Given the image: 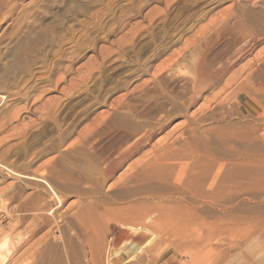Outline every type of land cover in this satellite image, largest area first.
Masks as SVG:
<instances>
[{"label": "rangeland", "instance_id": "1", "mask_svg": "<svg viewBox=\"0 0 264 264\" xmlns=\"http://www.w3.org/2000/svg\"><path fill=\"white\" fill-rule=\"evenodd\" d=\"M152 80L177 108L105 178ZM156 203L173 233L112 215ZM0 264H264V0H0Z\"/></svg>", "mask_w": 264, "mask_h": 264}, {"label": "bare ground", "instance_id": "2", "mask_svg": "<svg viewBox=\"0 0 264 264\" xmlns=\"http://www.w3.org/2000/svg\"><path fill=\"white\" fill-rule=\"evenodd\" d=\"M244 27V26H243ZM244 29V28H243ZM242 29V33H243V35H247L248 33L246 32V30L244 29L243 30ZM225 31H226V29H224L223 30V34L225 33ZM249 32V31H248ZM252 38V37H251ZM250 38H248L243 44L246 46L247 45V42H248V40H249ZM251 40V39H250ZM253 40V39H252ZM242 49V48H241ZM244 49V48H243ZM243 49H242V51H243ZM202 65V64H201ZM261 66V65H260ZM201 68V67H200ZM199 69V68H198ZM202 69V68H201ZM201 69L199 70V71H201ZM206 73H208V71L206 72ZM199 76H200V73L198 72L196 75H195V78H194V80L195 81H197V80H199ZM206 77V76H205ZM200 81V80H199ZM160 83H161V81H160ZM169 84H170V82H168ZM203 82H201V84H202ZM194 86V85H193ZM168 87V86H167ZM173 88H174V86H173ZM162 88H160V87H158V84H157V81L155 80L154 82H153V80L149 83V85L147 84V87L145 88V95H144V97H143V103H142V106L140 107V109H139V111H138V113L140 114V115H142V116H144V117H147V118H149L150 119V121H147L145 124H143V127L141 128V131H143L142 133H140V134H137V135H135L134 136V134H130V135H125L126 137H125V139H124V143H126V142H130V141H132L131 143H130V145L128 146V147H126V148H124V150L123 151H121V152H119V156H118V158H116V159H111L110 161H109V163H108V167H106V169H104V173H105V178H110V176L113 174V171H114V169L115 168H117V166H119L120 165V163H122V162H124L126 159H128L130 156H132L134 153H136V152H138V151H140L144 146H146L150 141H151V139L154 137V135L158 132V131H160V130H164V128H165V126H166V124L168 123V121L170 120V118H172V116H173V114H174V112H175V110H176V106H177V100H175V98L174 97H171V95L172 94H170L169 92H171L170 90L169 91H165V89L163 90H161ZM142 91V90H141ZM172 91H174V89H172ZM187 91V90H186ZM170 95V96H169ZM133 99H135V98H133ZM183 100V99H182ZM178 143V142H177ZM164 144V143H163ZM165 144H167V143H165ZM162 146V145H161ZM178 146V145H177ZM176 146V144H175V142H172V143H170L169 145H165V147H164V149H163V152L161 151L160 152V150H157L156 152H155V154H154V158H152L151 160H149L150 161V164L151 165H153V166H155V168L157 167V166H159V167H162V168H164L165 170H171V169H173V168H171V166H172V162L173 163H175V162H177V161H179L180 163H182L183 164V162H182V158H183V156L185 155V154H183V152H185V150H187L189 147L187 146V148L186 149H184V147H183V149L181 148L182 147V145H181V147H177ZM180 146V145H179ZM103 147H105V146H103ZM110 147V149L109 150H107V152H110V153H112V152H114L115 150L116 151H118V150H120V149H122L121 148V146H119V147H114V145L113 146H109ZM108 148V147H107ZM158 148V147H157ZM98 149V148H97ZM180 149V150H179ZM181 149L183 150L182 151V153L181 154H179L178 152L179 151H181ZM190 149V148H189ZM101 150V152H102V154H104L105 152H106V150H104V149H100ZM172 150H179L177 153H175L174 151H172ZM174 152V153H173ZM109 153V154H110ZM174 154H176V155H174ZM202 155V154H201ZM186 156V155H185ZM184 156V158L187 160V157H188V155H187V157H185ZM149 161H148V163H146V165H144L145 167H147L148 166V168L150 169L152 166L149 164ZM183 161H184V159H183ZM188 161H190V160H188ZM194 161V160H193ZM179 162H178V164H179ZM185 162V161H184ZM197 161L195 160V162L193 163V164H191L192 163V161H190V162H188L187 163V161L185 162V165H182V166H184V167H182V169L180 168V167H178L179 165H176L179 169V171L180 172H182V174L183 175H185V178H186V176L187 177H191L192 178V181H193V183L195 182V181H198L199 182V180L201 181V180H203L204 178H207V177H209V171H210V169L207 167V164L206 163H201V165L199 166L197 163H196ZM188 165H187V164ZM177 164V163H176ZM140 165V164H139ZM149 165L151 166V167H149ZM175 165V164H174ZM173 165V166H174ZM181 165V164H180ZM176 166H175V168H176ZM154 168V169H155ZM162 168L160 169V170H162ZM173 169L172 171H170V173H169V175L171 174V176L173 175V174H176V172H177V169ZM149 169H147L148 170V172H146V171H144V170H146V169H144L143 170V166H142V170L144 171V173L147 175H149V172L151 173V174H153L152 172L153 171H155L156 172V170L157 169H159L158 167H157V169L156 170H153L152 172L151 171H149ZM152 169V168H151ZM163 169V170H164ZM164 170V171H165ZM141 171V170H140ZM139 171V172H140ZM142 171V172H143ZM139 172H137V173H139ZM141 172V173H142ZM158 172V171H157ZM160 172V171H159ZM140 174V173H139ZM166 174H168L167 172H164V174L162 175L163 177H166L165 175ZM179 174V173H178ZM181 174V173H180ZM179 174V175H180ZM158 173H155V175H154V177H161V175H159ZM163 177H161V179L163 178ZM168 177V176H167ZM181 177V176H180ZM178 177L179 178V180L181 179V180H183L184 178L183 177ZM172 178H173V176H172ZM171 178V179H172ZM174 178H177V177H174ZM191 178H190V181H191ZM194 178H196V179H198V180H196V179H194ZM129 179H130V177H129ZM151 179H153V178H151ZM151 179H149V180H151ZM160 179V180H161ZM164 179V178H163ZM162 179V180H163ZM194 179V180H193ZM135 180H137V179H135ZM169 180V177L167 178V181ZM176 180H178V179H176ZM188 179L186 178V181H187ZM132 181V180H131ZM165 181H166V179H165ZM166 181V182H167ZM184 181V180H183ZM189 181V180H188ZM187 181V182H188ZM128 182H130V181H128ZM162 182V181H161ZM163 182H164V180H163ZM186 182V183H187ZM120 183H122V182H120ZM191 182H189V184H190ZM118 184V183H117ZM189 186V185H188ZM188 186H187V188H188ZM191 187H192V185H190ZM189 186V187H190ZM184 187H186V186H184ZM190 189V188H189ZM190 190H192V188L190 189ZM202 189H200V191H201ZM193 191V190H192ZM191 191V192H192ZM198 191H199V189H198ZM195 192V191H194ZM194 192H192L193 194H195ZM152 195V194H151ZM150 199H152V200H156L155 198H153V197H151ZM141 203V202H140ZM157 204V203H156ZM166 204V203H165ZM150 205V204H149ZM149 205H148V207H149ZM162 204H157V205H150V207L149 208H147V207H143L142 205V208H141V206L140 207H132V206H129L128 208H123V209H121V210H119L118 211V215H116V214H112V215H115L116 217H118L119 216V218L120 219H124V221H122L121 222V226H122V228L123 229H125V231L124 232H128L127 234L129 235L130 233H132V232H137V231H141V232H149L150 234H151V236L152 237H155V236H157L156 234H158L157 232H156V230H154L152 227H157L156 225H158V224H160V225H158V227H157V231H159V233H161V232H170V231H172V233H173V231L175 230V226L176 225H174V220L175 219H177L178 220V215L181 213L180 211L181 210H179L178 211V213H177V210L176 209H173V205H172V203H171V205H170V208L172 209V210H170V208H169V210H168V208H166V209H164L165 207L164 206H161ZM164 205V204H163ZM168 205V204H167ZM152 206V207H151ZM174 207H175V205H174ZM108 208V207H107ZM174 210H176V213H174V214H178L176 217H175V215H173V213L171 212V211H174ZM183 210V209H182ZM185 210V209H184ZM112 211V210H111ZM166 212V213H165ZM180 212V213H179ZM184 212V211H183ZM107 213L109 214V212L107 211ZM189 213V212H188ZM187 213V214H188ZM106 214V213H105ZM111 214V213H110ZM109 214V215H110ZM191 214V213H190ZM107 215V214H106ZM105 215V216H106ZM193 215V214H192ZM104 216V215H103ZM107 217V216H106ZM142 218H144V220H146V221H148L149 222V224H150V226L149 225H143V224H141V223H139V224H136V223H134V220L135 219H142ZM116 219H118V218H116ZM136 221V220H135ZM158 223V224H157ZM155 224V225H154ZM162 224V225H161ZM38 225V224H37ZM90 227V226H89ZM93 229V228H92ZM33 230V229H32ZM168 230H170V231H168ZM161 231V232H160ZM31 232V231H30ZM92 231H90V233H91ZM168 234H170V233H168ZM171 235H173V234H171ZM21 236V235H20ZM160 237V236H159ZM22 238V237H21ZM20 238V239H21ZM150 240H151V238H150ZM2 245H5V244H1V246ZM151 245V244H150ZM3 247V246H2Z\"/></svg>", "mask_w": 264, "mask_h": 264}, {"label": "crops", "instance_id": "3", "mask_svg": "<svg viewBox=\"0 0 264 264\" xmlns=\"http://www.w3.org/2000/svg\"><path fill=\"white\" fill-rule=\"evenodd\" d=\"M247 96L245 92H239L237 95V101L238 102H245L247 100Z\"/></svg>", "mask_w": 264, "mask_h": 264}]
</instances>
